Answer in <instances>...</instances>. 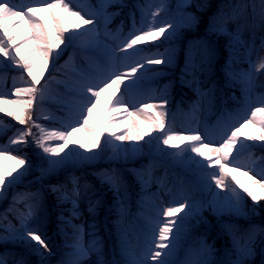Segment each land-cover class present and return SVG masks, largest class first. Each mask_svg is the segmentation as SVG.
Wrapping results in <instances>:
<instances>
[{
  "label": "snow or ice",
  "instance_id": "1",
  "mask_svg": "<svg viewBox=\"0 0 264 264\" xmlns=\"http://www.w3.org/2000/svg\"><path fill=\"white\" fill-rule=\"evenodd\" d=\"M182 6H188L187 0ZM123 7H126L123 0H97L96 5H83L75 0H21L20 3L0 0V84L7 81L9 70H18L11 76L12 91L0 88V114L23 126L12 128L0 119V134L10 128L13 132L7 143L0 144V158L7 157L16 165L7 168L0 164L5 168L0 171V202L8 200L11 193L8 206L0 210V245H20L27 250V254L38 257V264H51L49 257L53 255L52 249L41 232L45 223V217L41 215L44 211L43 180L59 174L70 165L75 167L83 162L96 161L107 150L111 151L109 159H127L129 155L141 153L147 145L150 149L154 147L160 157L170 159L173 164L191 172L196 177L192 191L209 193L211 199L196 200L183 187L173 194V189L166 186L165 173V177L155 178L159 188L171 196L165 205L155 193L148 194L153 182L151 168L130 169L140 185L141 206H144V198L147 197L154 206V214L143 215L145 223L141 228L142 244L138 254L127 250L124 235L120 240L123 259L107 261L103 258V241L97 235L95 223L88 224L86 229L83 222H75L83 215L80 209L82 199H86L87 212L95 217L102 198L93 199L95 191L91 196L88 194L92 184L87 180L82 184L80 177L70 174L62 183L47 185V191L55 197L57 207L68 205L60 207L56 219L57 227L65 237L63 247L70 251L63 252L56 264H85L93 252L97 254L95 264H251L258 242L264 245V226L250 224L241 230L236 224L220 221L219 218H248L246 202L237 187L253 204L264 201V195H257L256 192L258 188L264 193V94L257 95L253 100L256 79L253 72H238L234 68L240 56L245 58L250 69L253 67L252 61L247 58L253 53L254 43L248 44L243 40L242 32L249 18L253 27L264 30V0H258V4L254 0L248 3L238 0L237 3L222 6L209 22V32L229 38V55L222 67L225 86L242 85L243 101L234 112L222 114L215 125L205 123L204 131L190 127L184 134L174 131L169 119L167 90L174 86L175 81H169L160 96L145 91L143 87L146 80L162 75L161 70L150 66H175L177 50L167 47L160 52L158 49L162 45L155 46L157 51L140 45L161 37L162 43H170L180 29L191 28L198 21L192 14L180 21H157L156 17L165 10V6L156 7L149 18L147 8L152 7L149 3L135 6L141 13L139 25L135 13L130 12L132 27L126 34L123 22L115 31L110 30L108 25L120 13L109 12L108 9ZM224 7L230 11L225 12ZM38 13H46V18ZM229 23L236 25V31H229ZM261 47L264 48V37H261ZM66 52H69L68 60L56 68V61ZM97 52L103 53V61L95 59ZM77 56L87 62L89 70L76 63ZM215 58L216 49L206 41L190 42L184 52L178 79L180 86L190 89L195 96L189 104L193 118L205 104L211 110L217 91L216 82L210 79L214 74ZM50 69H65L66 74L71 72V83L58 80ZM255 70H264V58L258 57ZM54 83L63 85L67 92L54 95ZM102 98L108 100L109 107L101 119L98 109ZM48 102L60 105L64 116L57 117L47 111L45 104ZM136 118H140L144 126ZM41 119L57 120L60 126L46 127L39 122ZM249 125L258 129L257 135L245 131ZM119 126H123L125 131L116 134L113 129ZM33 129L36 131L33 132ZM81 129L90 134V139L87 145L81 144L80 148L90 154L85 155L75 148L66 152L65 149L74 143L71 140L73 133ZM54 141L58 143L54 145ZM125 141L135 143L123 146ZM33 144L43 154L39 158L46 166L37 165L35 170L40 174L29 183H40L42 186L36 191H17L24 178L32 172L33 165L26 153L19 154L22 148L14 146L28 148ZM165 148L173 151H165ZM94 175L100 185H107V190L113 194L114 208L122 221L128 194L126 177L115 168L102 169ZM237 175L246 176L247 185L242 184ZM233 183L237 187H233ZM213 185L224 195L215 191ZM21 204L23 210L18 207ZM206 205L217 216L222 233L229 237L231 250H225V258L214 260L213 245L202 236L196 241L197 247L189 246L184 259H177V251L190 229L202 221L207 223L203 218ZM250 211L258 214L256 208ZM193 220L196 225L192 224ZM86 236L89 238L87 242ZM261 254L264 255V247H261ZM9 256H12L11 260ZM15 257V253L2 252L0 264H32L26 256Z\"/></svg>",
  "mask_w": 264,
  "mask_h": 264
},
{
  "label": "rangeland",
  "instance_id": "2",
  "mask_svg": "<svg viewBox=\"0 0 264 264\" xmlns=\"http://www.w3.org/2000/svg\"><path fill=\"white\" fill-rule=\"evenodd\" d=\"M12 2L13 3H20L21 0H17V1H13L12 0ZM23 2H27V0H23ZM81 4L88 5L89 3L87 2V0H84L83 2H81ZM161 4H162V1L161 0L154 1V6H156V7H159V5H161ZM168 9H169V7L168 6H165V10H168ZM155 10H156V8H155ZM38 15L41 16L42 18H46V15L47 14L46 13H38ZM140 15H141V13H140ZM149 18H150V15H149ZM186 18H187L186 15L184 16L181 11L180 12L178 11L177 14H172V15H170V17H164L162 19L161 18H157V21H164V20H177V21H180V20H184ZM131 27H132V19L130 20V29H131ZM161 38L163 39V37H161ZM140 47H142V45H140ZM70 51H71V49H69V52ZM69 52H66L64 55H62L59 58L58 61H56V65H55L56 68H60L61 65H64L65 61L68 60ZM94 56H96V58L98 60H101V58L104 59V55H103L102 52H97V53L94 54ZM79 58H78V56L76 58V63L77 64L79 63V60H78ZM0 59H2V57H0ZM80 59H82V58H80ZM5 63H7V62H5ZM16 71H18V70H9L8 79L11 80V83L8 84V85H6V82H7L6 81V82L0 84V88H2L4 91H7V92H11L12 91L13 85H12L11 76H12V74H15ZM50 71L56 76V78L58 80H67L69 83H71V81L69 80V76L72 75L71 72H67V74H66L65 69H61V71H55V69H50ZM161 72L163 73V70H161ZM252 72H253V75L256 78L255 79V82H254V89H253V100H255V97L257 95L264 94V83H261V81L258 79V73L259 72H257L256 70H252ZM47 76H48V73L46 72L45 73V78H47ZM41 83H43V79L41 80ZM53 89H54V92H53L54 95L57 94V93L65 94L67 92V90H66V92H63L61 90L55 89L54 86H53ZM62 98L67 99L66 96H63ZM51 103L52 102H48V103L45 104V108L47 109V111H49L51 113H54L55 116H57V117H63L65 113L63 111H61V107H56L55 105H54V107L53 106L50 107L49 105H51ZM108 107H109L108 100L102 98L101 99L100 106H99V109H98V115L100 116L101 119L103 118L104 113L106 112V110H107ZM202 110H203L202 112L199 111V112H197L195 114V118H193V115H191V118H190L188 116V114H186L187 118L188 117L190 118V121H189L190 124L187 127L188 129L190 127H192V128L198 127L200 131H204V125L205 124H202V119L211 110H209V107H208L207 104L204 105V107H203ZM113 115H115V113H113ZM149 115H151V113H149ZM249 115H250V113H249ZM120 119L123 120L124 117H120ZM136 119H137V122H139L141 124V126H144L143 125V121L140 120V118H136ZM169 119H170V122H171V125H172L174 131L179 132L181 134H184L186 132L185 130L179 128V125L177 124L176 118L172 119V113L171 112H170ZM42 121H47L48 123H45V122H42ZM39 122L41 124H44L46 127H49V128H57V127L60 126V124H59V122L57 120H44V119H41ZM212 125H215V124L212 123L209 126H212ZM20 127H23V126L19 125V126L13 127V128H20ZM256 129H257L256 127L249 125V126L246 127L245 131L248 134H250V135H254V131H256ZM113 131H115L116 134H120L121 132L125 131V129L123 128V126H119V127L115 128V129H113ZM12 134H13V132H12V129H11V134L9 136H11ZM153 135H158V133H153ZM8 137H7V140H8ZM240 137H241V139L244 138L243 137V133L240 134ZM89 139H90V134L87 131H85L84 129H81L78 132H74L73 135H72V137H71V140L74 141V143L70 144L69 145V148L68 149H65V151L67 152L69 149L75 148L77 151L82 152L85 155H89L90 153H87V152H85L84 149L80 148V145L81 144L87 145ZM145 139H149V137H145ZM7 140H6L5 143H7ZM52 143L55 145L58 142L54 141ZM130 143H135V142L134 141H132V142L125 141L124 144H123V146H128ZM140 143L143 144L142 141ZM248 143H252V142H248ZM255 143H257V142H255ZM33 146H34V148H33V156H31L29 154V151L27 150V148H23V146H18V147L22 148V151L20 152V155H23L25 153L27 154L29 161L33 165V170H32V172L28 176H26L24 178V183L18 186L17 191H25V190L36 191L37 189L41 188V186H42L40 183H29L30 181H33L35 179V177L39 176V174H40L38 171L35 170L36 169V166L37 165H39V166H46V165H42L41 164V161H40V158H39L43 154L40 152V150L38 148L35 147L34 144H33ZM14 147H17V146H14ZM161 147L163 148L164 146L161 145ZM164 150L165 151H173L172 149H167V148H165ZM94 151H98V150H94ZM63 154L64 153H61V155H63ZM110 156H111V151L110 150H107L96 161H93V162H90V163L89 162H83V163L78 164L75 167H73V166L70 165V166L66 167L65 169L61 170L59 174H57V175H51L49 177H46L43 180V182L47 181L48 179H51L52 177H56V176L60 175L62 172H65V171H68V170H72V171H74L76 173H79L80 171H82L87 166L96 165L97 164L96 162H100V163L107 164V165H109L110 162H115L116 164H121V166H122V164L129 163L131 161V158L138 157V156H140V157H152L153 156L155 159H161V160L167 159V158L160 157L155 152L154 147L150 149L147 145L144 146L143 151L141 153H139L137 155H129V157L127 159L121 158V159H118V160H112V159H109ZM0 164L5 165L7 168L16 167L15 162L13 160L7 159V157L0 158ZM4 170H5V168L0 167V171H4ZM72 174L76 175L75 173H72ZM189 174H190V176L193 175L191 172H189ZM232 175H236V174L233 173ZM76 176H78V177L81 178V183L82 184H83V182L85 180H87L86 177H85V175L78 174ZM152 176H153V182L151 183V186L148 189V191L149 190L156 189V191H157L156 193L160 195L159 196V199L162 200L164 202V204L166 205L171 200V196L168 195L163 189H160L159 186L157 185V183L155 182L156 173H155V175H152ZM236 178L242 184L247 185L248 178L246 176L237 175ZM87 181L90 182L92 184V186H93V188L89 190V193L88 194L91 196L92 195V192L95 191V196H92V198L93 199L102 198L103 197L102 196L103 192L100 191L101 190L100 187L99 186H95L93 184L94 182H91L89 179ZM25 186H27V188ZM233 187H237V186L233 183ZM213 188L215 189V185H213ZM215 191L220 192L219 189H215ZM237 191H239L241 193V195L244 197V193L242 192V190L239 187H237ZM190 192H191V195L193 196V198H195L196 200H201V199L210 200L211 199V196H210L209 193H206V192L205 193H201L199 191H192V189H190ZM256 192H257V195H264V193H262L258 188L256 189ZM220 194L221 195H224L223 192H220ZM45 198H46V194L44 193V202H45ZM10 200H11V193H9L8 200L3 201V202H0V210H3L5 207H7L8 206V202ZM102 203H103V201H102ZM157 204H159V201L157 202ZM86 207H87V205H86V199H82L81 200V203H80V209L82 210L83 215L81 216L79 222H83L85 224V228L86 229H87L88 224L94 222L95 225H96V231H97V233L103 232L104 231V226H103L102 222L100 221V218L97 217V214H96L95 217H93L92 215H90L86 211ZM19 208L22 209V207H19ZM204 211L208 212L209 215L218 222L217 216H215L211 212L210 207H208L206 205ZM41 215L43 217H45V223L41 227V231H43L44 227H46V224H47V208L45 206H44V211L41 213ZM253 216H255V214H253ZM253 216H251L250 214H248V217H249L248 219L249 220H253V218H255ZM235 218H243V217L222 216V217L219 218V220L220 221H228V222H231V223H235L234 220H233ZM251 223H254V222L252 221ZM256 225L262 226L261 223H256ZM219 226H220V223H219ZM125 228H127V227H125ZM125 228H120L119 231L122 233L121 236L126 235V238H127L126 241L129 240L131 242L130 244H128L129 242L128 243L126 242L127 250L129 252L130 251H133V250H135V252H137V249L138 248H137V246L136 247L134 246L135 243H136V241L131 236V232L128 229H125ZM45 238L48 240L49 246L51 247L52 253H53V255L49 257V259L51 261V264H56V261L61 258L62 252L70 251V249L64 248L63 245L61 244L60 245V249L58 250L57 246L55 245V243L53 241V236L52 235H49V234L48 235H45ZM63 241H65V237L63 238ZM34 243L35 242H33V244ZM8 246H10V248H12V249L10 251H7V252H9V253H15L16 254V257L15 258L19 259L20 256H26V258L29 259L30 261H32V264H33V258H35V256L33 255V257H31V255L27 254V250L24 247H22L20 245H15V246L20 247V248L16 249V248H14V245H12V244H8ZM19 249H21V250H19ZM41 251H43V250H41ZM45 255L48 256L47 253H45ZM113 255L116 257V259H121L122 258L121 255H120V246L119 247H116ZM217 257L215 256V259H217ZM103 258H105V256ZM9 259L11 260L12 259V256H9ZM213 259H214V257H213ZM96 260H97V254L95 252H93L90 255V257L88 258V261L85 262V264H95V261ZM105 260H107V259H105Z\"/></svg>",
  "mask_w": 264,
  "mask_h": 264
},
{
  "label": "trees",
  "instance_id": "3",
  "mask_svg": "<svg viewBox=\"0 0 264 264\" xmlns=\"http://www.w3.org/2000/svg\"><path fill=\"white\" fill-rule=\"evenodd\" d=\"M209 1L211 0H187V7H183L185 8L189 14H192L193 16L196 17L198 23H196L195 25H193L191 28H182L181 30L185 33L184 35V39H186V41L183 43L184 45H182L183 49L186 50L187 46L185 45V43H188L189 40H191L192 38H195L197 36H201L202 33L204 32H209L208 31V24L209 22L213 19V17L216 16L217 11L220 9V4L222 3V6L224 5H229V4H233L235 2H237V0H217L215 1L213 4L209 5L208 9L205 7L207 6V4L209 3ZM185 0L183 1L184 4ZM249 0H245V3H248ZM255 3L258 4V0H254ZM182 5V4H181ZM258 23V21H257ZM229 31H235L236 27L233 25H229L228 26ZM243 32H249V33H254L255 37L256 34L263 32V30H261L259 27H253L252 28H248V29H243ZM211 33V32H209ZM212 35L217 36L216 34L212 33ZM262 35H260L261 37ZM220 38V40H222V52H223V56L225 58H228L229 55V49L227 47V42H228V37L225 36H218ZM181 37H178V39H180ZM177 39V40H178ZM180 43V40L178 41V44ZM241 52L243 51L242 49L240 50ZM246 62L245 58L243 56H240L238 61L236 62V64L234 65L235 69H238L237 67L240 68V66H242L244 63ZM225 63L222 61V63H220L221 68L223 67ZM212 81H215L217 86H223L224 88H229L226 85L225 82V78H224V74L223 72H219L217 70V67L214 65V74L211 76L210 78ZM172 95H175L178 99L180 98H187V99H192V97L194 96L193 92L188 89V88H182L179 84V82H177V85L172 89ZM57 215H59L58 211L56 213V216H54V223L58 224V221L56 219ZM204 220H206V218H204ZM203 222V221H202Z\"/></svg>",
  "mask_w": 264,
  "mask_h": 264
}]
</instances>
